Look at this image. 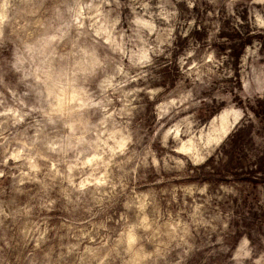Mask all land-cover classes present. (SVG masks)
Masks as SVG:
<instances>
[{
    "label": "rangeland",
    "instance_id": "1",
    "mask_svg": "<svg viewBox=\"0 0 264 264\" xmlns=\"http://www.w3.org/2000/svg\"><path fill=\"white\" fill-rule=\"evenodd\" d=\"M263 158L264 0H0V264H264Z\"/></svg>",
    "mask_w": 264,
    "mask_h": 264
},
{
    "label": "trees",
    "instance_id": "2",
    "mask_svg": "<svg viewBox=\"0 0 264 264\" xmlns=\"http://www.w3.org/2000/svg\"><path fill=\"white\" fill-rule=\"evenodd\" d=\"M238 130H239V129H238ZM238 130H237V131H238ZM237 131H236V132H237ZM235 137H236V135H235ZM262 161H264V158L261 159V163H262ZM258 170H259V171H262V168H259ZM258 170H257V171H258Z\"/></svg>",
    "mask_w": 264,
    "mask_h": 264
},
{
    "label": "clouds",
    "instance_id": "3",
    "mask_svg": "<svg viewBox=\"0 0 264 264\" xmlns=\"http://www.w3.org/2000/svg\"><path fill=\"white\" fill-rule=\"evenodd\" d=\"M82 11V10H81ZM28 51L29 52H31L32 51V49L31 48H28ZM145 59H147V57L145 56Z\"/></svg>",
    "mask_w": 264,
    "mask_h": 264
}]
</instances>
